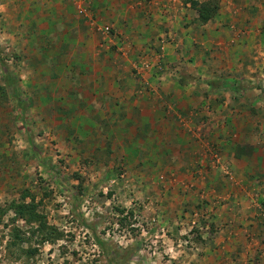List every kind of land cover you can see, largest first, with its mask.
Listing matches in <instances>:
<instances>
[{
  "label": "crops",
  "instance_id": "obj_1",
  "mask_svg": "<svg viewBox=\"0 0 264 264\" xmlns=\"http://www.w3.org/2000/svg\"><path fill=\"white\" fill-rule=\"evenodd\" d=\"M1 44L23 82L0 88V155L28 106L90 155L181 159L221 235L264 254V0H0Z\"/></svg>",
  "mask_w": 264,
  "mask_h": 264
},
{
  "label": "rangeland",
  "instance_id": "obj_2",
  "mask_svg": "<svg viewBox=\"0 0 264 264\" xmlns=\"http://www.w3.org/2000/svg\"><path fill=\"white\" fill-rule=\"evenodd\" d=\"M2 64L23 82L18 51L0 45L3 90ZM15 110L0 155V264H264L251 237L221 235L214 203L185 187L181 159L93 156L80 134L60 139L28 106L22 120ZM13 202L32 205L37 222L19 219Z\"/></svg>",
  "mask_w": 264,
  "mask_h": 264
},
{
  "label": "trees",
  "instance_id": "obj_3",
  "mask_svg": "<svg viewBox=\"0 0 264 264\" xmlns=\"http://www.w3.org/2000/svg\"><path fill=\"white\" fill-rule=\"evenodd\" d=\"M192 7L195 8L196 10H198L199 12V19L202 23H206L208 22L212 16L216 13L217 10V4L214 3L213 1V6L211 7L210 4L208 3H203L200 4L198 1H191ZM2 68L5 71L6 74V79H7V83L11 86H13V90H14V96L18 99L19 95H18V91L17 88L14 87L16 81L15 78L13 76V68L9 65L6 64H2L1 65ZM18 104H20V106H22V102L19 99L18 100ZM9 210L13 211L19 219H22L24 221H26V223L28 224H34L35 222H37V213L33 210L32 205L29 204H19L16 202H13L10 207ZM43 224V223H41ZM45 227V226H44ZM102 247H104L102 245V243H99ZM109 262L110 264H116L115 261L111 258H109Z\"/></svg>",
  "mask_w": 264,
  "mask_h": 264
}]
</instances>
